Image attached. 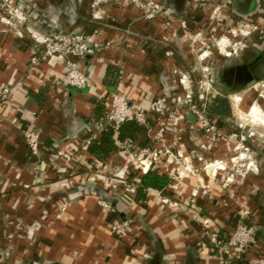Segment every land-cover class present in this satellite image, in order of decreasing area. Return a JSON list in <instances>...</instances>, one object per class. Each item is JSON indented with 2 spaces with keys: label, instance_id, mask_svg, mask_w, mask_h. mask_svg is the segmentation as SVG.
<instances>
[{
  "label": "crops",
  "instance_id": "crops-1",
  "mask_svg": "<svg viewBox=\"0 0 264 264\" xmlns=\"http://www.w3.org/2000/svg\"><path fill=\"white\" fill-rule=\"evenodd\" d=\"M19 1L29 8V24L12 31L0 23V89H12L10 100L0 105V264H220L221 244L212 235L224 240L234 231L235 192L250 207L261 201L255 194L264 192V168L232 183L228 177L235 153L230 147L241 139L222 140L220 151L213 153L203 148L213 144L187 106L177 118L171 115L179 106L174 96L184 90L182 76H190L198 63L197 49H211L212 38L224 35L213 31L216 24L206 22L207 14L197 19L200 0H149L167 8L154 19L126 0ZM27 26L110 42L96 55L75 59L91 86H63L65 60L45 58ZM206 62L214 64L211 57ZM110 68L117 70L115 83L108 78ZM115 92L144 110L159 97L172 99L166 116L150 115L148 121L154 123L149 131L154 149L166 151L153 166L173 182L163 191H149L143 202L136 200V182L122 181L136 165L130 148L105 163L87 152L90 139L103 128L95 103L108 109ZM256 94L251 93L253 100ZM253 109L262 112L256 104ZM220 129L232 137L239 132L226 122ZM32 132L40 135L38 155L26 142ZM215 162L226 170L214 171ZM125 221L130 233L118 238L113 226ZM253 261L264 264L263 232L240 264Z\"/></svg>",
  "mask_w": 264,
  "mask_h": 264
},
{
  "label": "rangeland",
  "instance_id": "rangeland-1",
  "mask_svg": "<svg viewBox=\"0 0 264 264\" xmlns=\"http://www.w3.org/2000/svg\"><path fill=\"white\" fill-rule=\"evenodd\" d=\"M257 1L258 6L255 10L257 13L247 16H232L231 12L229 14L219 15L220 11H236L235 3L233 6H230L229 10H226L224 7L225 0H220L216 3L209 0H200L196 3V10L194 11L196 12L197 19L201 20L204 16V13L205 15L207 14L206 16L208 20L206 22L216 24V26L213 28V31L221 30L223 31L224 35L219 37L215 36L212 38L213 44L211 49H197V59H199L197 60L198 63H195L196 67H191V75H186L187 79L183 80L184 76H182V80L185 84L181 82V85L183 86L184 90L183 92H180V94L174 96L175 99L179 96L183 98L191 92L193 101H195L199 106L204 107L206 111H208L209 107L214 105V101L217 97H224L228 100L230 106V116L223 117V123H230L235 128L233 129L235 133H237L239 130L238 135L237 137H232L228 131L222 129L220 140L216 139L215 141H211L213 144L212 148L215 150L212 149L210 151H213V153H218V151H220V144L222 141L221 139L223 137L225 140H232L234 138L235 142H239L238 139H241L240 143H234L230 147V152L235 153L234 157L240 158L245 153V156H242L243 160L240 158L241 160H238V164L235 168L230 166L231 170H234L230 171L229 175V178L232 179V183L236 182L239 177H243V175L255 173V171L257 172L259 167L260 169L261 167L264 168V80L258 82L252 87H247L240 91H233L224 85L222 79V74L224 71H226V69L234 65L241 64L243 61L242 54L248 52L251 56V54L256 53L257 49L259 51L262 49V46L264 48V34L261 33L264 31V0ZM28 10L29 8L27 4L20 2L19 0H0V23L6 25L12 31L16 30L19 24L28 25ZM215 11L217 14H215ZM233 31H236V37L233 36ZM39 33L48 35H68L79 32L63 33L61 31L54 30L50 32ZM222 38H229L232 42H242V50H240V48L239 51L235 52V49L231 48L233 56L229 58L226 57L224 52H221L220 50V41ZM200 40L202 41V39ZM203 52H208L209 55L205 60L201 57ZM210 57L214 60L213 65L206 62L207 60L209 61ZM177 82L179 83V81ZM251 93H257L256 96L253 97L254 100L252 99ZM201 95H204L203 99L201 98ZM247 97H250L251 100L248 101V104L244 108L242 105ZM169 100L171 101L172 99L169 98ZM253 104L258 105L262 110L261 115L255 116L254 118L250 110ZM186 106L189 107V105L184 103L183 98L182 103L179 104L177 108H174L171 115L177 117V114L175 113H178L181 111V109H184V107L186 108ZM218 128L220 129L221 127L218 125ZM203 135L206 136L204 132ZM242 142L247 145H244ZM254 149L260 154V156L263 157L257 158V155L255 156ZM249 162L253 163L254 166L247 169V164ZM237 170H239V172H237ZM232 173H235L234 178H231ZM122 181L130 184V182H128L125 177L122 178ZM255 195H257L258 199L261 201L257 204V206L250 207L247 203H245V201H241L239 198V193L235 192L237 204L234 208V215L236 216L237 222L235 223L236 225L234 228L239 222H243L247 226L256 225L258 230L257 234L259 232L264 233V192H259ZM253 244H251L243 254H247V251L251 249ZM256 263L258 262L255 261L253 264Z\"/></svg>",
  "mask_w": 264,
  "mask_h": 264
},
{
  "label": "built area",
  "instance_id": "built-area-1",
  "mask_svg": "<svg viewBox=\"0 0 264 264\" xmlns=\"http://www.w3.org/2000/svg\"><path fill=\"white\" fill-rule=\"evenodd\" d=\"M127 2L136 5L138 8L145 12V16L148 19H154L157 17L164 16L167 12L166 5L159 2L149 1V0H126ZM236 0H225L224 7L226 10L233 6ZM231 11H220L219 15L229 14ZM215 14L216 11H215ZM25 20V19H23ZM24 22V21H23ZM170 27L169 24H167ZM186 28V25L185 27ZM27 31L31 36V39L42 48L43 55L45 58L52 57H62L66 64V74L61 79V84L63 86L77 87V88H89L91 86V79L89 76L80 69L79 62L75 59H82L88 56L96 55L111 46L110 42L97 41L93 37L85 35L83 33H72L68 35L62 34H41L27 27ZM233 36H237L236 31H233ZM241 43L237 41L232 42L229 38H222L220 41V50L224 52L226 57H232L233 52L231 48H234L235 52L239 51L241 48ZM242 50V48L240 49ZM231 51V52H230ZM207 52H203L201 57L205 60L208 57ZM31 63L33 65L38 63L37 56L31 58ZM187 79L184 77L183 80ZM182 80V83L184 81ZM12 95L11 87H2L0 89V105L8 102ZM184 98V103L189 105V112L192 113L198 122L202 132L211 140H220L221 130L218 125L213 122V120L207 114L204 107L199 106L195 101H193L192 93H188ZM183 98L181 96L175 99L176 105L182 103ZM204 98V95H201ZM170 110V100L168 97L157 98L149 107V109L144 110L139 107L132 105L129 100L120 92H115L112 95L110 104L108 106V112L106 117V124L113 125L118 129L123 123L129 120H135L140 124H147L150 115L155 116L158 119L166 116ZM174 114V113H173ZM177 114V113H175ZM177 118V117H175ZM164 130H160L157 138H161ZM221 140H225L224 137ZM26 142L29 149L34 155H38L40 151V135L37 132H32L26 135ZM124 148H130L129 146ZM203 148H212V146H203ZM136 159L135 168L141 172H145L148 166H153L154 163L158 162L160 158L166 154V151L162 149H141L133 151ZM243 156V155H242ZM242 158L243 160V157ZM239 157L232 159V168H235L238 164ZM202 160V158H201ZM147 163L149 165L147 166ZM254 164L249 162L247 164V169L253 167ZM214 171L226 170L218 162L213 165ZM231 171H234L233 169ZM239 172V170H237ZM147 173V172H146ZM236 173V172H235ZM235 173L231 174V178H234ZM229 180H232L228 177ZM103 206L106 209L110 208V205L103 201ZM113 234L118 238L127 237L130 233L129 222H120L113 226ZM257 226H247L243 222H239L234 228V231L225 238L220 240L217 234L212 235L214 242L221 244V255L222 260L220 264H229L228 260L225 258L227 255L240 256L243 254L251 244L255 242L257 236Z\"/></svg>",
  "mask_w": 264,
  "mask_h": 264
},
{
  "label": "trees",
  "instance_id": "trees-1",
  "mask_svg": "<svg viewBox=\"0 0 264 264\" xmlns=\"http://www.w3.org/2000/svg\"><path fill=\"white\" fill-rule=\"evenodd\" d=\"M110 69L108 78H117V70L115 68ZM114 78L112 80L113 83L116 80ZM31 94L34 96V93ZM95 104V118L103 125V128L97 138L90 139L87 152L96 161L101 163L107 162L113 154L121 151L125 145L129 146L132 152L141 149H154V142L149 135L150 128L154 125L152 121H147V124L143 125L135 120H129L116 129L113 125L106 124L108 112L106 104L103 102H96ZM207 114L214 123L221 127L223 125V117L230 116L228 100L224 97H217L214 105L209 107ZM90 161L94 162L93 159ZM126 180L128 182H136L137 202L147 200L149 191H163L173 182L171 177L165 173H160L154 166L145 174L141 173L135 166H130ZM242 255H227L226 257L231 258L228 261L229 264H240Z\"/></svg>",
  "mask_w": 264,
  "mask_h": 264
},
{
  "label": "flooded vegetation",
  "instance_id": "flooded-vegetation-1",
  "mask_svg": "<svg viewBox=\"0 0 264 264\" xmlns=\"http://www.w3.org/2000/svg\"><path fill=\"white\" fill-rule=\"evenodd\" d=\"M245 53V55L242 54L243 61L240 65H234L226 69V71H224L222 74L224 85L233 91H240V86L247 84L252 80L251 68L262 60L264 48L260 49L259 51L256 50V53L251 54V56L248 52Z\"/></svg>",
  "mask_w": 264,
  "mask_h": 264
},
{
  "label": "water",
  "instance_id": "water-1",
  "mask_svg": "<svg viewBox=\"0 0 264 264\" xmlns=\"http://www.w3.org/2000/svg\"><path fill=\"white\" fill-rule=\"evenodd\" d=\"M256 7V0H236L235 2L236 11L243 16L251 15L255 11ZM251 73L252 80L249 83L240 86V90L252 87L259 81L264 80V54L262 55V60L251 68Z\"/></svg>",
  "mask_w": 264,
  "mask_h": 264
},
{
  "label": "bare ground",
  "instance_id": "bare-ground-1",
  "mask_svg": "<svg viewBox=\"0 0 264 264\" xmlns=\"http://www.w3.org/2000/svg\"><path fill=\"white\" fill-rule=\"evenodd\" d=\"M261 113H262L261 111L256 112L255 109L252 110L253 118H254L255 116H260ZM243 156H245V153L243 154ZM234 158H235V157H234ZM234 158H232V159H234Z\"/></svg>",
  "mask_w": 264,
  "mask_h": 264
}]
</instances>
